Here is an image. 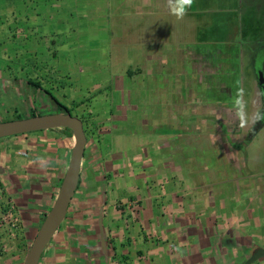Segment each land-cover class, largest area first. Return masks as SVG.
I'll return each mask as SVG.
<instances>
[{"label":"crops","instance_id":"0c3cea01","mask_svg":"<svg viewBox=\"0 0 264 264\" xmlns=\"http://www.w3.org/2000/svg\"><path fill=\"white\" fill-rule=\"evenodd\" d=\"M8 1L10 17L0 7V121L50 109L49 93L86 138L76 189L37 264H243L264 249V179H224L240 170L235 145L244 152L258 130L232 142L245 128L231 126L237 104L208 97L232 92L242 53H211L194 34L188 17L200 4L178 15L179 0ZM16 38H26V65L13 64L19 49L8 41ZM74 74L110 76H83L77 87ZM254 83L247 123L261 107ZM223 125L231 135L217 131ZM142 134L151 143L122 145ZM72 145L58 130L1 138L0 213L10 200L22 227L37 231ZM213 160L220 180L207 176ZM13 238L0 225V264H14Z\"/></svg>","mask_w":264,"mask_h":264},{"label":"rangeland","instance_id":"374dc122","mask_svg":"<svg viewBox=\"0 0 264 264\" xmlns=\"http://www.w3.org/2000/svg\"><path fill=\"white\" fill-rule=\"evenodd\" d=\"M197 2L196 4L201 7L197 11H200L198 16L192 15L188 17V23L191 24L195 23L197 25V30L200 29V31H196L194 34L201 33L204 35V41L206 44V47H210L213 50L210 51L211 53H223L228 55H236L238 54L237 50H240V53H242V56H238V65L236 66V72L235 75L231 78L232 84H233V90L231 93H214L208 92V97H212L214 101L216 102H230L233 101L237 104V101H240L243 105L242 113L241 108L238 106V112L236 115L237 118V124L231 123V126L235 129L238 127V129H242V131H236L238 136L228 137L229 140H232V142L241 141L244 136L249 135L250 129L257 128L256 122L258 121V118L252 123H247L249 121V114L251 110L254 107L253 102V86L255 82V75H254V69L256 70L261 62L262 55L254 59L253 65L248 64L246 54L247 50L249 48H253L256 46V41L263 37L264 35V0H193ZM8 0H0V7L4 6L6 7V14L5 16L10 17L8 5ZM2 5V6H1ZM198 8V7H197ZM11 20V19H9ZM201 26V27H200ZM193 33V31H192ZM26 35V34H25ZM1 38V37H0ZM203 40V39H202ZM11 45L15 44L16 47H18V51L16 53L12 52V58L14 59V56H16V60L14 59L13 64L24 62L23 64L26 65V54L24 52V49L21 48L20 45L25 44L26 45V38H16L14 40L8 41ZM24 45V46H25ZM235 52V53H234ZM237 56V55H236ZM235 68V67H234ZM13 74H15L18 70L12 69L10 67ZM14 70V71H13ZM71 77H81L79 78L80 81L76 84L77 87H82V77L87 76L89 78V81H91L90 77H105L108 78L110 75L104 74V75H70ZM176 78H180L176 77ZM257 89V88H256ZM83 90V89H82ZM259 92V91H258ZM83 95V91L81 92ZM54 96H56L54 93H52ZM264 95V94H263ZM253 102V105H252ZM63 106V105H62ZM66 106V105H65ZM67 107V106H66ZM44 107L41 106L37 109L38 114L44 115V114H52L56 113L57 107L56 105H52L50 109H43ZM69 110V109H68ZM71 115H73V112L69 111ZM26 113L19 112L18 116L21 118H25ZM241 115L243 116V126H242V119ZM14 115H7L6 117H3L1 121H7V120H14ZM20 118V119H21ZM261 118H264V113H262ZM250 128V129H249ZM249 129V130H248ZM227 129L224 125L220 128H218V132L220 131V134L223 136L231 135L227 134ZM258 130V131H257ZM257 133L253 134V138L247 148H244V152L242 151L243 144L235 145V150L242 153V160H241V166L239 167V173L236 172L234 169L235 174H229L225 175L224 179L227 181L231 180H242V178L245 181H257L259 179H264V125L260 127V129H257ZM248 131V134H247ZM36 132H30L29 135H34ZM246 138V139H251ZM152 138L147 137L146 134H142L141 136L136 139V141H132L131 139L124 140L122 145L125 148L129 149H137V146H132L135 143L141 144V145H147L148 143H151ZM226 141L224 142V149L227 148L228 145H226ZM118 142L116 145L118 146ZM130 146H132L130 148ZM113 148H116L113 145ZM233 148V146H232ZM219 162V161H217ZM215 160H213L211 163L205 164V168L211 169L208 170L207 176L208 178H217V180H220L219 172L212 169L213 164H215ZM225 167H222V170H224ZM233 172V173H234ZM211 175V177H210ZM241 175L243 177H241ZM232 176L235 177L232 179ZM219 177V178H218ZM231 177V179H230ZM243 182V181H242ZM255 189H258L257 186ZM260 192V190H258ZM256 201L258 203L263 202L261 195H257ZM262 206V205H261ZM19 218V225L17 230L15 231V234L13 235V240L11 243V250L10 254L13 257L14 264H21L22 259L28 249V246L35 235L34 229H24L22 227V224H20V217ZM3 250L4 247H3Z\"/></svg>","mask_w":264,"mask_h":264},{"label":"water","instance_id":"95a60500","mask_svg":"<svg viewBox=\"0 0 264 264\" xmlns=\"http://www.w3.org/2000/svg\"><path fill=\"white\" fill-rule=\"evenodd\" d=\"M257 84H263L262 77L258 73ZM66 128L70 130L73 145L70 151L68 164L57 194L52 205L46 212L33 236L21 264H37L45 246L50 241L56 229L62 222L70 199L78 182L79 165L83 154L86 138L81 121L67 112L26 116L21 119L0 121V139L30 132ZM264 257V249L256 248L243 264H250Z\"/></svg>","mask_w":264,"mask_h":264},{"label":"flooded vegetation","instance_id":"af4514ba","mask_svg":"<svg viewBox=\"0 0 264 264\" xmlns=\"http://www.w3.org/2000/svg\"><path fill=\"white\" fill-rule=\"evenodd\" d=\"M256 42H257L255 44L256 46H254L253 48H249L247 50V53H248L247 54V62H248V64L253 65L254 59L257 57V55L258 54H259V56L262 55L260 65L258 66V68L256 70L254 69L255 82H256V85L258 87V91L260 93V98H261V93H264V35L262 38H260ZM258 73H260L262 80H263V84L261 86H259L257 84ZM256 124L259 125V121H257ZM256 130H257V128H255V131ZM250 131H251V129L249 130V132ZM246 138H249V135H247Z\"/></svg>","mask_w":264,"mask_h":264},{"label":"built area","instance_id":"2783aa9c","mask_svg":"<svg viewBox=\"0 0 264 264\" xmlns=\"http://www.w3.org/2000/svg\"><path fill=\"white\" fill-rule=\"evenodd\" d=\"M0 225L8 232L10 237H13L14 232L19 225V218L16 212L15 205L10 200H5L2 212L0 213Z\"/></svg>","mask_w":264,"mask_h":264},{"label":"trees","instance_id":"16d2710c","mask_svg":"<svg viewBox=\"0 0 264 264\" xmlns=\"http://www.w3.org/2000/svg\"><path fill=\"white\" fill-rule=\"evenodd\" d=\"M264 93H261V107H260V111L258 113V121H259V125H257V129L260 128V126H262L264 124V118H261V115L262 113H264ZM48 95V98L50 99L51 103L53 105H56L57 107V110L56 112H60V113H63V112H67V113H70L65 107H63L62 105H60L53 97L52 95H50L49 93H47ZM34 115H39L37 112L31 110L29 111V113L25 116H34ZM21 117L18 116V114L14 115L13 119H20ZM51 131L53 130H58V131H62L64 132L65 134H67L68 136H71V132L70 130L66 129V128H55V129H50ZM49 130V131H50ZM255 129H251V131L249 132V137L251 138L253 136V134L255 133ZM42 220V219H41Z\"/></svg>","mask_w":264,"mask_h":264},{"label":"clouds","instance_id":"9594fccd","mask_svg":"<svg viewBox=\"0 0 264 264\" xmlns=\"http://www.w3.org/2000/svg\"><path fill=\"white\" fill-rule=\"evenodd\" d=\"M179 3H180L179 9L173 8L172 10L174 13H177L178 15H182L184 12L185 6H191V4L193 3V0H179ZM237 105L240 106L241 113H242L243 105L241 104L240 101H237ZM241 119H242V126H243V116L242 115H241Z\"/></svg>","mask_w":264,"mask_h":264}]
</instances>
